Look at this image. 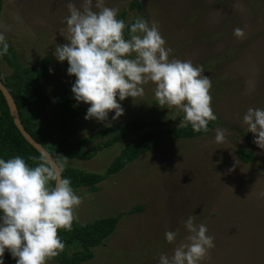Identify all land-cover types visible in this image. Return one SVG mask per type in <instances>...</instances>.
<instances>
[{
    "label": "rangeland",
    "instance_id": "rangeland-1",
    "mask_svg": "<svg viewBox=\"0 0 264 264\" xmlns=\"http://www.w3.org/2000/svg\"><path fill=\"white\" fill-rule=\"evenodd\" d=\"M81 7L82 0H73ZM0 33L17 51L20 63L38 66L51 55L41 86L45 98L31 109L40 127L55 114L56 88L69 82L67 61L59 62L55 47L67 43V0H1ZM108 7L126 12V24L142 16L158 22L171 58L202 66L212 81L210 94L217 119L209 132L193 138L166 134L162 144L109 175L98 190L80 189L82 204L76 209L81 223L121 214L115 230L93 248L94 256L80 264H158L161 253L186 243L189 235L180 223L194 215L214 237L215 247L201 264H264V150L253 143L242 118L249 107L264 108V0H105ZM94 10H96L94 8ZM242 28L243 38L233 35ZM12 69L0 57V78ZM145 94L120 102L124 114L117 120L78 119L70 138L80 140L107 126L130 119L162 121L184 115L159 106L153 85ZM118 99V98H117ZM78 103V102H77ZM86 109L90 106L78 103ZM87 112V111H86ZM181 120L168 127L180 126ZM133 131L88 160L68 163L88 172L104 173L107 165L132 138L149 128ZM226 130L223 143L215 130ZM242 147L254 159L244 162ZM179 228L177 240L168 244L166 230ZM49 264H59L54 258Z\"/></svg>",
    "mask_w": 264,
    "mask_h": 264
},
{
    "label": "clouds",
    "instance_id": "clouds-1",
    "mask_svg": "<svg viewBox=\"0 0 264 264\" xmlns=\"http://www.w3.org/2000/svg\"><path fill=\"white\" fill-rule=\"evenodd\" d=\"M67 7L68 42L57 45L54 55L59 62L67 61V74L75 77L71 86L75 101L90 105L85 120L104 122L110 112L113 121L119 119L124 114L120 102L143 97L144 86L151 83L159 106L183 112L180 126L209 132V123L217 119L212 81L191 60L170 59L173 49L158 22L137 16L126 24L119 18V8L108 7L105 0H82L81 7L67 0ZM233 35L243 38L245 32L238 27ZM8 50L0 33V57ZM242 121L253 134V143L264 150V108L249 107ZM225 139L226 130L217 128L215 142ZM39 161L30 166L19 155L0 158V264H5L6 251L16 264H49L65 249L58 230L71 231L78 219L76 209L83 201L63 175L67 158L60 161L45 152ZM180 223L189 234L187 242L176 246L171 256L161 253L158 264H201L215 247L207 226L197 225L194 215ZM179 231L166 230L165 241L174 243Z\"/></svg>",
    "mask_w": 264,
    "mask_h": 264
},
{
    "label": "trees",
    "instance_id": "trees-1",
    "mask_svg": "<svg viewBox=\"0 0 264 264\" xmlns=\"http://www.w3.org/2000/svg\"><path fill=\"white\" fill-rule=\"evenodd\" d=\"M1 6L0 0V11ZM125 17V11L119 13V18L125 20ZM8 44V53L2 59L12 72L1 79L14 98L25 129L58 160L63 161L65 157L68 162L91 159L98 151L112 146L127 134L155 126L130 139L107 165L104 173L88 172L68 163L63 175L71 179L72 187L77 192L82 188L87 192L98 190V185L109 175L119 172L127 163L162 144L166 134H171L175 138H193L206 134L194 132L190 124L187 127H168L172 121L183 119V115H179L175 118L150 122L134 118L123 125L107 126L86 138L73 141L70 138L79 127L78 119L87 111L75 101L71 92L74 76H71L69 82L54 90L52 96L55 99V114L45 127H40L33 117L31 108L41 101L42 97L45 98L41 86L49 70L51 55L46 54L42 57L38 66L23 65L20 63L16 49L9 42ZM211 122L208 125L209 129L212 126ZM16 155L23 157L30 166H35L40 162L41 153L27 142L15 126L6 100L0 91V158L8 159ZM237 155L244 162L254 159L253 153L242 147L238 149ZM31 157L37 159L32 160ZM120 216L121 214L101 217L89 223L75 220L71 231L58 230V235L65 243V249L54 260L59 264H80L91 259L94 256L93 248L112 234ZM4 261L5 264H16L7 251Z\"/></svg>",
    "mask_w": 264,
    "mask_h": 264
},
{
    "label": "water",
    "instance_id": "water-1",
    "mask_svg": "<svg viewBox=\"0 0 264 264\" xmlns=\"http://www.w3.org/2000/svg\"><path fill=\"white\" fill-rule=\"evenodd\" d=\"M0 91L2 92L6 103L8 105L9 108V112L10 115L13 118V122L15 124V126L18 128V130L20 131V133L22 134V136L27 140L28 143H30L38 152L40 153H48L50 154L47 149L41 144L39 143L37 140H35L30 133L25 129V127L23 126L20 117H19V113L17 110V106L15 104L14 98L12 96V94L10 93L9 89L5 86L4 82L2 81V79L0 78ZM51 155V154H50Z\"/></svg>",
    "mask_w": 264,
    "mask_h": 264
}]
</instances>
